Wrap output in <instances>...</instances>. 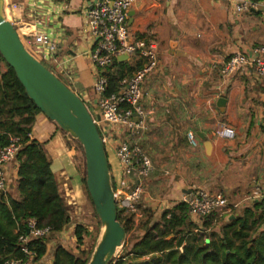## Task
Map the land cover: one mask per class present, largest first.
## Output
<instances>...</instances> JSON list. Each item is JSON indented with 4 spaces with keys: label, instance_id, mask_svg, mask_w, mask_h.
<instances>
[{
    "label": "crops",
    "instance_id": "obj_1",
    "mask_svg": "<svg viewBox=\"0 0 264 264\" xmlns=\"http://www.w3.org/2000/svg\"><path fill=\"white\" fill-rule=\"evenodd\" d=\"M9 1L18 6L13 14L14 21L33 26L38 19L43 25H37L36 30L51 29L57 34L59 59L70 58L72 61L68 73L61 70L58 73H71L68 88L81 100L94 102L93 84L97 70L88 59L94 42L84 33L82 11L96 0ZM237 1L240 0H142L132 7L130 12L134 16L130 26L134 29L130 34L159 44L161 70V73L149 76L144 84L143 105L148 128L145 132H137L135 141L149 153L154 168L144 190L146 186L163 188L166 198L161 204L173 208L194 188L219 191L227 200L225 220L244 218V212L249 211L253 215L246 217L249 225L264 216V202L260 197L264 192V80L253 84L244 72L228 86H221L214 68L234 51L243 52L264 44V7L258 4L248 12L236 14L234 6ZM32 4L37 7L34 12L30 10ZM28 16L32 21L23 22ZM132 58L129 74L137 70V64L142 60L131 57L120 61L127 63ZM124 68L126 73L128 69ZM99 73L102 74L103 70ZM167 93L179 101L168 103L171 113L162 114L156 99L160 95L167 96ZM219 98H224L226 105L222 111L213 110L212 105L216 106ZM91 104L87 106L91 108ZM220 123L235 130L234 139L213 136ZM189 131L196 135V148L187 141ZM199 135L209 142L208 151ZM64 137L56 124L42 114L36 116L29 135L31 140L46 144L52 160V173L59 180L62 196L65 194L69 198L67 203L72 199L82 204V177L74 162V151L67 148ZM7 175L8 192H14L16 162L8 165ZM146 196L142 198L141 207L158 215L155 210L159 203H152ZM210 218L212 227L222 215ZM191 221L200 228L197 220ZM66 229L57 234L52 246L66 244ZM50 258L52 260V256Z\"/></svg>",
    "mask_w": 264,
    "mask_h": 264
},
{
    "label": "built area",
    "instance_id": "obj_2",
    "mask_svg": "<svg viewBox=\"0 0 264 264\" xmlns=\"http://www.w3.org/2000/svg\"><path fill=\"white\" fill-rule=\"evenodd\" d=\"M140 1L142 0H96L82 11L85 18L84 33L94 42L88 59L97 70L93 84L96 100L90 102L93 106L89 108L95 115L92 119L97 130L101 131L100 137L105 151L112 155L117 166L120 180L118 192L121 196L119 207L125 215H135L136 221L142 217L140 208L144 195V181L152 174L154 168L149 153L135 141V135L146 129L144 84L149 76L161 73L158 58L159 44L154 40L135 38L129 33L128 13ZM258 4L264 7V0L237 1L234 6L235 13L243 14L256 8ZM36 8L34 4L30 6L32 12ZM16 10L18 6L5 0L4 17L7 20L13 17ZM42 22L37 19L33 26L16 21L10 23L20 36L25 38V43L35 55L54 65L55 69L68 73L72 61L70 58L59 59L60 41L57 34L51 29H35ZM119 57H138L142 60L141 67L129 76L123 77L116 92L107 94V80L99 71L111 68ZM214 69L221 86H228L236 76L244 72L253 84L261 83L264 80V44L253 46L243 52L234 51ZM82 102L85 107L90 104L89 101ZM213 136L217 139L230 140L235 138L236 132L232 127L220 123L215 127ZM186 138L193 148L198 146L193 132H187ZM20 148V138L10 137L9 144L0 149V194L8 193L7 168L9 164L16 162ZM260 197L264 202V192ZM180 203L186 204L190 219L197 221L220 215V212L227 208V200L221 192H210L199 188L192 189ZM161 208L169 210L165 205ZM24 230L25 232L18 236L23 258L8 260L4 264L43 263L44 257L36 261V253L29 248L30 242L37 239H52V230L49 227L38 228L34 219L26 221Z\"/></svg>",
    "mask_w": 264,
    "mask_h": 264
},
{
    "label": "trees",
    "instance_id": "obj_3",
    "mask_svg": "<svg viewBox=\"0 0 264 264\" xmlns=\"http://www.w3.org/2000/svg\"><path fill=\"white\" fill-rule=\"evenodd\" d=\"M20 38L25 47V38ZM0 60L4 63L1 56ZM123 64L115 61L110 69L101 74L108 83L107 94L116 92L119 81L130 75L131 69L128 74L122 70ZM4 65L6 71L0 74V149L9 144L10 137H19L21 148L16 157V197L0 194V264L23 258L18 236L25 232L28 219H34L38 228L49 227L54 239L71 225L68 206L59 190V180L51 170L52 160L46 144L29 138L35 118L41 112L26 96L13 70ZM137 66L140 68L141 64ZM114 68L115 71L112 70ZM98 132L101 135L99 129ZM105 153L117 206V220L126 234L120 252L109 264H264V231L251 239L245 232L248 228L246 217H253L249 211L244 212V218H235L223 226L218 242L197 239L191 231L197 226L191 221L184 203H177L164 211L159 220L153 212L142 209L138 227L134 228L135 215H125L119 207L120 180L116 163L107 150ZM82 183L85 186V171ZM86 193L91 202L87 190ZM258 220L261 221L262 216L252 224ZM203 226L210 227V218L205 219ZM74 234L78 247L83 243V237L90 235L82 225L75 227ZM235 241L239 244L235 245ZM48 243V239L30 242L29 248L36 253V261L46 255ZM88 262L89 257H83L82 253L73 254L60 245L54 247L51 264Z\"/></svg>",
    "mask_w": 264,
    "mask_h": 264
},
{
    "label": "water",
    "instance_id": "obj_4",
    "mask_svg": "<svg viewBox=\"0 0 264 264\" xmlns=\"http://www.w3.org/2000/svg\"><path fill=\"white\" fill-rule=\"evenodd\" d=\"M4 4L5 0H0V56L13 70L26 96L41 114L81 146L85 187L103 229L88 264H109L121 250L126 234L117 220L108 160L100 134L81 99L26 50L19 32L4 17ZM133 16V12L128 13V26L132 23ZM123 59L128 58L119 57L117 61ZM225 105L224 98H219L216 102V107L221 111ZM199 137L208 151L209 142L204 136Z\"/></svg>",
    "mask_w": 264,
    "mask_h": 264
},
{
    "label": "rangeland",
    "instance_id": "obj_5",
    "mask_svg": "<svg viewBox=\"0 0 264 264\" xmlns=\"http://www.w3.org/2000/svg\"><path fill=\"white\" fill-rule=\"evenodd\" d=\"M8 21L11 22V23L14 22L13 17H11V19H8ZM31 21H32V18H30L29 16L25 17L23 19V22H28L29 23ZM133 29H134V26H130L129 27V33H132ZM25 45H26L25 46L26 49L40 63H42L49 71H51L54 74V76H56L66 87H70L71 83L69 81L68 75L72 76L71 73L70 74H59L58 70L54 69V65L47 63L40 56L35 55L33 53V51L31 50V48L29 46H27L26 43H25ZM133 60H134V58H132L130 62H127V63L123 64L122 70L124 71V69H125L124 67H127L128 70L131 69L132 67H130V66L133 64ZM5 71H6L5 65L0 60V74L5 72ZM157 98L158 99H156V100L159 102L157 104V106L159 105V108H161L162 114L163 113H168V114L171 113L169 111L171 109L170 108L171 106L169 104H170L171 101L173 102L175 100L174 97L170 93H167V96L166 95H160ZM178 101H179L178 99L175 100L176 103H178ZM173 104H175V103L173 102ZM86 108H87L88 112L90 113V115L92 116V118H95V115L92 113V111L89 108V106L86 105ZM179 108L181 110H183V112H185L184 108H181V107H179ZM212 109L218 111L217 107L214 104L212 105ZM187 116H189V115H187ZM147 120H148V117H147L146 123H145L146 129L143 132L147 131V128H148ZM62 133L65 136L64 139H65L67 148L73 149V151H74L73 158H74L75 165L78 166L81 177H84L85 168L83 167L84 166L83 150L81 149L80 145L78 144V142L76 140L72 139L66 133H64V132H62ZM17 167H18V165H17ZM160 174L162 175V173H160ZM158 176H159V174L157 175V177ZM154 178H156V176H154ZM150 180H151V176L148 177V180L144 181V184L148 185L149 184L148 181H150ZM81 189H82V193H83L82 194V197H83V203L82 204L76 203V200H72V199L70 200V202L68 200L69 203H67V199H69V198L65 194L63 195V197L65 199V202H66V204L68 206L70 217H71V225L66 229V231H65L66 234H64L66 236V239L67 238L68 239H67V241H65L66 244H64L63 247L65 249L71 251L73 254H77L78 255V254L82 253L83 257H89V261H90V259L92 258L93 254L95 252V249H96V247L98 245V242H99L100 237L102 235V230L103 229H102L101 224H100V222H99V220H98V218H97V216L95 214L93 205L91 204V202L89 201V199L87 197L86 189H85V186L83 185V183H82ZM144 189H145V187H144ZM162 189L161 188H159V189L158 188H152L151 186H149V187L146 186V190H144L146 192L143 195V196L147 195L146 196L147 200H149V201L151 200L152 203H155V204L159 203L157 205V210H155L158 213L156 220L160 219L161 214L165 210V209L161 208V206H164V205L160 203V202H162L163 199L166 198L165 194H164L165 191L162 190ZM9 194H12L13 197L16 195L15 191L12 192L11 190H9V192L7 193V196ZM143 196H142V198H143ZM181 198L182 197L180 195L179 200ZM141 202H143L142 199H141ZM171 208H172V206H170V209ZM142 209L144 210V208L141 207V210ZM146 210H149L151 213L153 212L149 208H147ZM225 210L226 209H224V210H222L220 212V215H222V218L219 219V220L217 219V222H216L215 226H212V227L210 226L211 228L209 229V231H206V228L203 226V223H204L205 219L198 220V226H200L199 229L198 228L197 229L191 228V231L193 232V234L196 235V237H197V239L199 241L204 242L205 240H209V241L218 242L220 240V238L222 236V233H221L222 229H220L219 227L222 226V228H223V226H225L226 224L229 223V221L225 220V217L228 214V212H225ZM213 217H215V216H213ZM78 225H82V226L86 227L87 231L90 234V235H87V236L83 237V243L79 247H78V244H77V241H76V237H75V234H74V229ZM133 225H134V228H137L138 227L137 226L138 225V221H136L134 219ZM207 229H208V227H207ZM263 231H264V216L262 217L261 221L258 220L257 223H255V224H252V222H250L249 225H248V228L245 230V232L248 234V239L256 237L259 233H261ZM53 241H56V239L52 238V239L49 240V244L47 245V253L44 256V259L42 260V262H43L42 264H46V263L47 264H51L52 260H51L50 257L51 256L53 257V251L52 250L54 248V246L51 245V242H53ZM238 244H239V242L235 241V245H238Z\"/></svg>",
    "mask_w": 264,
    "mask_h": 264
},
{
    "label": "bare ground",
    "instance_id": "obj_6",
    "mask_svg": "<svg viewBox=\"0 0 264 264\" xmlns=\"http://www.w3.org/2000/svg\"><path fill=\"white\" fill-rule=\"evenodd\" d=\"M22 27H24V26H22Z\"/></svg>",
    "mask_w": 264,
    "mask_h": 264
}]
</instances>
